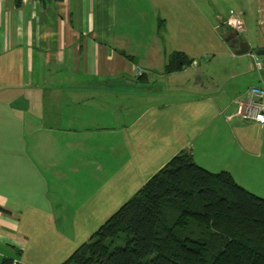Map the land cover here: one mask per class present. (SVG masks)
<instances>
[{
	"label": "crops",
	"instance_id": "obj_1",
	"mask_svg": "<svg viewBox=\"0 0 264 264\" xmlns=\"http://www.w3.org/2000/svg\"><path fill=\"white\" fill-rule=\"evenodd\" d=\"M262 50L264 0H0V262L63 263L183 150L264 198V123L237 113Z\"/></svg>",
	"mask_w": 264,
	"mask_h": 264
},
{
	"label": "trees",
	"instance_id": "obj_2",
	"mask_svg": "<svg viewBox=\"0 0 264 264\" xmlns=\"http://www.w3.org/2000/svg\"><path fill=\"white\" fill-rule=\"evenodd\" d=\"M191 61L176 52L166 70ZM61 264H264V198L183 150Z\"/></svg>",
	"mask_w": 264,
	"mask_h": 264
},
{
	"label": "built area",
	"instance_id": "obj_3",
	"mask_svg": "<svg viewBox=\"0 0 264 264\" xmlns=\"http://www.w3.org/2000/svg\"><path fill=\"white\" fill-rule=\"evenodd\" d=\"M21 2H38L39 0H19ZM233 30L240 34L244 31L243 22L238 18H233L230 21ZM260 60L256 62L260 65ZM139 74L141 72H138ZM237 113L244 121L264 123V86H251L247 92L245 99L239 100Z\"/></svg>",
	"mask_w": 264,
	"mask_h": 264
},
{
	"label": "rangeland",
	"instance_id": "obj_4",
	"mask_svg": "<svg viewBox=\"0 0 264 264\" xmlns=\"http://www.w3.org/2000/svg\"><path fill=\"white\" fill-rule=\"evenodd\" d=\"M232 30H233V28H232ZM252 40L255 43L258 42V38L256 36H254L252 38ZM252 47H257V44L256 45L253 44ZM137 190H135V191H137ZM135 191L131 192V190H125V195L127 197L126 199L121 198L122 196H115V197L111 196V198H109L107 200H103L102 202L99 203L100 205L96 207V210H95L96 211V217L93 218L92 220H89V221H82L81 227L83 229L84 228L85 229H94V228L99 227V225L104 221L102 218L107 217L110 213H112L117 208H119L122 205V203L127 201L129 196L132 193H134ZM102 211H104V214L99 215ZM87 237L88 236H86V238ZM83 238L84 237H82L81 239H83ZM86 238H84V239H86ZM120 244H122V242H119L117 245H120Z\"/></svg>",
	"mask_w": 264,
	"mask_h": 264
},
{
	"label": "water",
	"instance_id": "obj_5",
	"mask_svg": "<svg viewBox=\"0 0 264 264\" xmlns=\"http://www.w3.org/2000/svg\"><path fill=\"white\" fill-rule=\"evenodd\" d=\"M228 40L230 47L234 50L236 54L247 53L250 50L249 45L245 41L238 38L237 36H232V37L229 36ZM260 56H261L260 59L261 67L264 68V50H262Z\"/></svg>",
	"mask_w": 264,
	"mask_h": 264
}]
</instances>
